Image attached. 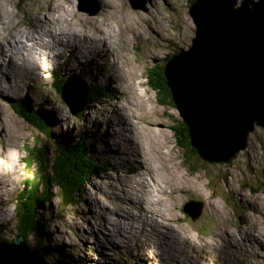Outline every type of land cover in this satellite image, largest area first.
Masks as SVG:
<instances>
[{"label": "rangeland", "instance_id": "rangeland-1", "mask_svg": "<svg viewBox=\"0 0 264 264\" xmlns=\"http://www.w3.org/2000/svg\"><path fill=\"white\" fill-rule=\"evenodd\" d=\"M193 1L136 0L137 8L128 0H85L83 5L78 0L1 1L20 30L43 23L57 4L78 31L91 29L86 18L96 27L108 26L121 55L116 58L100 40L51 28L52 38L70 39L41 47L30 57L31 65L40 66L33 73L14 71L0 57V239L12 241L18 234L16 201L31 178L27 149L37 141L38 147L47 143L48 157L52 153L46 136L14 111L13 106L22 104L29 113L53 120L55 136L75 141L83 134L91 157L107 167L83 186L72 205L63 206L58 189L51 187L54 197L42 206L38 226L47 263L56 264V250L61 249L74 260L69 264H264V128L255 125L245 149L227 163L206 162L174 135L171 127L181 117L170 95H158L147 83L148 68L164 67L166 56L191 45ZM77 13L81 18L73 17ZM5 28H0V35L5 31L0 45L10 44ZM76 42L96 45L76 47ZM26 61L22 56L20 62ZM77 68L87 71L85 78ZM59 78L73 86L100 85L103 94L74 115L55 90ZM173 174L180 183L175 184ZM189 201L201 203L195 220L182 209ZM148 205L171 220L163 223L165 215L159 213L151 220ZM28 244L35 245L32 236Z\"/></svg>", "mask_w": 264, "mask_h": 264}, {"label": "water", "instance_id": "water-1", "mask_svg": "<svg viewBox=\"0 0 264 264\" xmlns=\"http://www.w3.org/2000/svg\"><path fill=\"white\" fill-rule=\"evenodd\" d=\"M189 16L194 37L188 49L165 61V85L190 146L204 161L225 164L245 149L255 125L264 128V0H194ZM60 95L75 115L84 107L87 86L65 81ZM200 208L189 201L182 209L195 220ZM0 264L49 263L18 233L12 241L0 240Z\"/></svg>", "mask_w": 264, "mask_h": 264}, {"label": "trees", "instance_id": "trees-1", "mask_svg": "<svg viewBox=\"0 0 264 264\" xmlns=\"http://www.w3.org/2000/svg\"><path fill=\"white\" fill-rule=\"evenodd\" d=\"M169 56V55H168ZM166 56V60L169 57ZM151 79L147 83L152 90L158 95L165 94L169 96L168 88L165 85L163 75V65H154L148 68ZM86 70H79V76L85 78ZM66 78H59L55 90L60 94L61 87ZM103 94V88L100 85H87V95L85 105L88 102H95L97 97ZM164 98L159 99L163 104ZM171 100V98H170ZM172 101V100H171ZM173 104V102H171ZM174 106V104H173ZM14 111L31 126L46 136V139L52 143L51 155L47 150V143L38 147L39 142L27 149L26 165L31 170L30 182L25 184L23 192L17 199L16 209L18 216V233L22 234L23 240L28 243V238H34L35 245H30L41 256L45 255L46 249L43 247V238L39 235L40 213L42 206L51 201L54 197L52 188H57L60 193V201L63 206L72 205L80 193L83 186L107 167L91 157L90 146L85 144V136L80 134L75 141L62 135H54L51 127L55 125L53 120L39 116L35 112L29 113L22 105L13 106ZM81 113L79 111L77 116ZM174 135L180 138V143L186 149L187 147L192 153L196 151L190 146L188 130L183 121L174 124L171 127ZM185 143V144H184ZM96 144V143H95ZM38 147V148H37ZM52 187V188H51ZM51 189V190H50ZM1 241H6L0 239ZM56 264H69L74 261L71 256L65 254L61 249L56 250Z\"/></svg>", "mask_w": 264, "mask_h": 264}, {"label": "bare ground", "instance_id": "bare-ground-1", "mask_svg": "<svg viewBox=\"0 0 264 264\" xmlns=\"http://www.w3.org/2000/svg\"><path fill=\"white\" fill-rule=\"evenodd\" d=\"M1 1L2 0H0V22H4V25H0V28H4L5 26L7 27V34L9 35V40H10V44H4V45H0V57H1V59H5L6 61H7V63L9 64V65H11V69H14V71H16V69L19 71V72H21V69L22 70H26L27 72L25 73V74H30V73H33L34 72V70H37V69H39L40 68V66H38V65H31V62H32V60H31V58L30 57H32L33 55H35L36 53H38L42 48H45V47H47L49 44H53V43H56V42H58L59 40H69L70 39V37L71 36H73V35H77V36H79L80 38L81 37H85L87 40H90V39H96V40H100V41H102V42H105V46H107L108 47V49L113 53V55L116 57V58H118L119 56L118 55H121L119 52H118V45H117V42H116V39H115V37H113L114 36V34L112 35V31L109 29L110 27H108V26H104V28L103 27H96V26H94L93 24H92V22L93 21H90V20H88L87 18H86V23L88 24V25H90L91 26V29H82L81 31H78V29H74V28H72V26H71V24H68V22H66L65 20L67 19V18H64V17H62L63 16V14H64V16H65V13H67L66 12V10L64 9V7L62 8V6L61 5H59V4H57L56 5V7H57V9H55V10H50V9H48V11L46 12V14H45V16H44V18H42V22L43 23H40V21L38 20V22H34L33 23V25H31V26H33V28L32 27H29V28H27V27H25V29L24 30H20V29H18V27H16V25L15 24H13L12 22H11V17H7V15L9 14V11H7V10H5V8L4 7H2L1 6ZM69 15H70V12L68 13ZM73 17H77V18H81L80 17V13H77V14H75ZM69 18V17H68ZM83 19H84V17H82ZM88 20V21H87ZM33 22V21H32ZM40 23V25H38L36 28H34L35 27V24H39ZM18 24V23H17ZM51 28H56L61 34L63 33V34H69V36L70 37H67V38H62V39H54V38H52L50 35H49V31H52L51 30ZM63 31V32H62ZM17 32V33H16ZM2 33V32H1ZM0 33V34H1ZM5 33V31L3 32V34ZM93 33H98V36H97V38H91L90 36H92L93 35ZM114 33V32H113ZM3 34L2 35H0V38H1V36H3ZM18 37H21V38H24L25 40L23 41V42H20V41H18L17 39H18ZM59 37V36H58ZM63 37V36H62ZM117 38V37H116ZM73 39L71 38V41H72ZM70 41V42H71ZM61 43H63V42H61ZM64 43H66V42H64ZM67 44V43H66ZM76 44V47L77 46H81V45H88V46H92V45H96V44H92V45H90V44H88V43H86V42H82V43H78V42H76L75 43ZM54 45H57V44H54ZM62 45H65V44H59L58 43V45L57 46H62ZM68 46H69V44H67ZM68 46H66L65 45V47H68ZM42 47V48H41ZM49 47V46H48ZM71 46H69V48H70ZM86 48V46L85 47H82V48H80L82 51H84V49ZM56 49V48H55ZM54 49V50H55ZM1 50H2V52H1ZM54 50L53 51H51V53H54ZM88 51H91V52H93L94 53V51H92V50H88ZM87 52V51H86ZM71 53L72 54H75V55H77V52H76V50L74 49V50H72L71 49ZM21 55V58H22V56H23V58L25 59V60H27L26 61V64L24 65V64H22L21 62H20V60H21V58L19 57V55ZM118 54V55H117ZM118 56V57H117ZM81 58V57H80ZM12 59V60H11ZM15 60V61H14ZM14 62V63H12V62ZM166 61V60H165ZM88 62V61H87ZM82 63V62H81ZM84 63H86V62H84ZM13 64V65H12ZM47 64V63H46ZM46 64H44V67L46 66ZM79 64H80V62H79ZM86 66V65H85ZM60 67L61 68H63L64 66L61 64L60 65ZM60 67H56L55 68V70L57 71H59L60 70ZM77 69H79V68H77ZM79 70H81V69H79ZM79 70H78V73H79ZM21 73H23V72H21ZM10 76L8 77L7 76V78H6V84H7V81L9 80V78H12V76H11V74H9ZM42 78V77H41ZM77 78H79L80 80H82L83 82H84V80L83 79H81L79 76L77 77ZM5 89H7L6 87H5ZM1 126H4L2 123H1ZM149 126H150V124H149ZM148 126V128L149 129H151V127H149ZM6 129V128H5ZM6 133V132H5ZM155 133H156V130L154 131V133H153V135H152V137H154L155 136ZM5 148H6V146H5ZM1 149V148H0ZM9 149V148H8ZM10 150V149H9ZM4 152V151H3ZM13 153V152H12ZM11 155H13V154H11ZM5 156H6V154H5ZM12 157V156H11ZM2 158V157H1ZM5 158V157H4ZM3 158V159H4ZM7 158V157H6ZM6 158H5V160H6ZM8 158H10V156L8 157ZM12 160V159H11ZM7 161V160H6ZM10 161V160H9ZM5 162V161H4ZM9 163V162H8ZM12 165V164H11ZM3 166V165H2ZM5 166V165H4ZM3 166V167H4ZM6 168V167H5ZM173 177H174V179H176L175 178V176H174V174L172 175V179H173ZM182 178V177H181ZM8 180V179H7ZM181 181H179V180H177L176 179V182H175V184L176 183H180ZM186 182V181H185ZM190 183V182H189ZM181 185V184H180ZM3 187V186H2ZM4 188V187H3ZM130 188V187H129ZM131 189H133V188H131ZM3 189L2 188H0V193H1V191H2ZM133 192V191H132ZM147 198V197H146ZM148 200V199H147ZM150 203V202H149ZM152 204V203H151ZM155 205H157V204H155ZM153 205H148L147 206V208L149 209V212L151 213V215H153L154 214V216L152 217V218H150L151 220H154V218H158V217H160L159 215H157L156 213H159V214H161V215H165V217H164V219L162 218V217H160L161 218V220H162V222L164 223H167V219L169 220H171V218H169L170 217V215L168 214V213H166L165 212V214H164V212H163V210H162V212H160V211H158V210H154V208L152 207ZM157 207V206H156ZM146 209V208H145ZM156 209V208H155ZM170 213V212H169ZM0 217L2 218L3 216V212L1 211L0 212ZM171 214V213H170ZM173 217V216H172ZM165 218H167L166 220H165ZM150 219L148 220V221H150ZM226 228V227H225ZM263 228V227H262ZM178 229V228H177ZM223 229H224V227H223ZM227 229H224L223 230V233L226 235L227 234V232H225ZM252 230V229H251ZM185 231V230H184ZM257 232V235H260V228L258 227H255V229H254V232ZM220 232V231H219ZM250 232V231H249ZM188 233V232H187ZM190 234V233H189ZM188 234V235H189ZM215 234V233H214ZM218 234V233H217ZM217 234H215V235H217ZM253 237H254V235H253ZM191 238V240H192V236L191 235H189V239ZM198 238V237H197ZM197 238H196V240H197ZM189 239H187V240H189ZM202 239V238H201ZM255 239V242H257L259 245H261L262 246V243L260 242V240L259 239H257V238H254ZM208 240H209V238H208ZM205 242H207V241H205ZM254 242V241H253ZM129 255V254H128Z\"/></svg>", "mask_w": 264, "mask_h": 264}]
</instances>
